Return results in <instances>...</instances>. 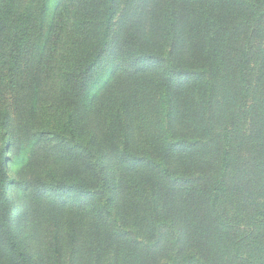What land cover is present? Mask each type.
Returning a JSON list of instances; mask_svg holds the SVG:
<instances>
[{"label":"trees","instance_id":"obj_1","mask_svg":"<svg viewBox=\"0 0 264 264\" xmlns=\"http://www.w3.org/2000/svg\"><path fill=\"white\" fill-rule=\"evenodd\" d=\"M25 1L0 0V264H264L236 234L264 223V0H58L47 32Z\"/></svg>","mask_w":264,"mask_h":264},{"label":"rangeland","instance_id":"obj_2","mask_svg":"<svg viewBox=\"0 0 264 264\" xmlns=\"http://www.w3.org/2000/svg\"><path fill=\"white\" fill-rule=\"evenodd\" d=\"M30 0H26L25 2L28 3ZM59 1L58 0H49L47 2V6H46V14L44 15V20L42 23V28H43V32H47L52 21V12L55 9V7L58 5ZM146 31H147V26H148V19L146 18ZM47 34V33H46ZM45 34V35H46ZM43 39H41L37 45V56L39 57L40 53H41V46L43 45ZM37 57V58H38ZM111 74L108 73L106 74L105 78H107L108 76H110ZM85 122H86V115H83ZM86 130L85 126H81L78 128V133L76 134V138L74 139V141H72L70 143V145L72 147H74L75 150H81V147H83V143L86 144V136L85 134L81 135V133ZM5 136H6V142L9 141V137L11 136V129L10 128H5ZM4 131H2L4 133ZM26 135H28V132H26ZM24 137V142L21 145L22 148H20V144H17V148H11L10 145H5V157H3V160L5 162L4 166L6 167V171L9 177V187L7 189V197L9 199V201L11 202V205H14L16 208L13 211V216H15L17 214V210L24 204H26V196L29 197L24 188L25 185H20V182L23 183H30L34 177H36V173L32 168L29 167H25L23 164V159L24 157L27 158L28 153L30 151V148L32 146V143L34 141H29L27 140L26 136ZM2 148V139L0 137V150ZM24 164H27V160ZM56 171L61 169V166L58 164H54ZM76 170V169H73ZM40 177V176H39ZM15 180L18 182H15ZM14 181V182H12ZM260 203V202H257ZM46 207V206H45ZM254 219L250 220L247 219L245 217L242 216V218H240L239 222H240V226L238 228H240L239 232H236L237 234V238L241 237L243 235H248V237L254 236L256 234H260V233H264V227L263 226V221H259L258 222V216L254 213ZM244 219V220H242ZM261 224V225H259ZM262 229L261 231H259L260 229ZM237 229V228H236ZM244 231V232H242ZM238 247V246H237ZM216 252H224L223 248H220L219 251ZM215 252V253H216ZM242 253H245L244 251L241 250ZM222 254V253H221ZM246 254V253H245Z\"/></svg>","mask_w":264,"mask_h":264}]
</instances>
